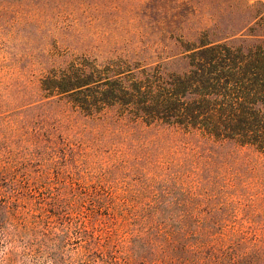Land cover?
<instances>
[{"label":"trees","instance_id":"trees-1","mask_svg":"<svg viewBox=\"0 0 264 264\" xmlns=\"http://www.w3.org/2000/svg\"><path fill=\"white\" fill-rule=\"evenodd\" d=\"M212 7L238 28L211 27L172 53L189 58L186 70L145 66L78 100L118 111L107 166H87L63 137L0 149L6 263L264 264V3ZM82 70L71 63L41 88L76 94L98 81L96 65Z\"/></svg>","mask_w":264,"mask_h":264},{"label":"rangeland","instance_id":"rangeland-1","mask_svg":"<svg viewBox=\"0 0 264 264\" xmlns=\"http://www.w3.org/2000/svg\"><path fill=\"white\" fill-rule=\"evenodd\" d=\"M220 2L0 0V149L7 144L31 150L48 138L57 145L63 137L87 166H107L120 148L112 133L118 111H86L78 100L83 104V98L99 95L114 77L131 84L145 66H158L163 74L186 70L189 58L172 57V53H185L198 39L206 42V29L210 32L211 27L216 26L217 36L233 37L237 30L227 24L228 14L214 11L212 6ZM71 63L81 67L83 75L96 65L98 81L76 94L46 93L42 82ZM116 63L121 67L114 75L108 68ZM34 195L45 196L42 189ZM76 245L75 241L71 246ZM8 250L0 242V264H22L6 263ZM23 264L49 263L26 260Z\"/></svg>","mask_w":264,"mask_h":264}]
</instances>
